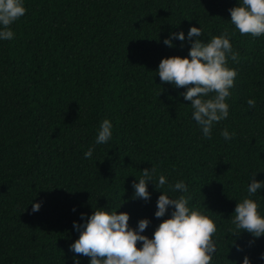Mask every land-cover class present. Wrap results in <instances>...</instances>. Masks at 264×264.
Masks as SVG:
<instances>
[{"label": "trees", "instance_id": "1", "mask_svg": "<svg viewBox=\"0 0 264 264\" xmlns=\"http://www.w3.org/2000/svg\"><path fill=\"white\" fill-rule=\"evenodd\" d=\"M238 2L23 0L26 13L10 26L14 38L0 40V264H89L70 245L79 237L73 222L96 207L127 212L133 229L147 218L142 234L151 238L172 211L154 215L160 175L162 191L183 180L189 207L216 223L213 264H241L245 255L264 264V235L229 231L254 174L264 181V35L231 36L239 62L228 66L238 75L229 115L210 139L192 119L186 89L162 84L157 71L162 58L188 55L191 26L202 28L205 42L234 31L229 9ZM181 31L183 43H163ZM104 119L112 137L97 145ZM225 128L235 133L229 140ZM151 167L150 200L133 198V182ZM251 198L264 216V187Z\"/></svg>", "mask_w": 264, "mask_h": 264}, {"label": "clouds", "instance_id": "2", "mask_svg": "<svg viewBox=\"0 0 264 264\" xmlns=\"http://www.w3.org/2000/svg\"><path fill=\"white\" fill-rule=\"evenodd\" d=\"M230 22L234 31L229 29L205 42L201 27L191 26L187 33L190 49L187 56L173 55L162 58L158 64V75L161 83H169L177 88H184L181 93L192 108V119L200 126L204 138H211L213 125L229 115L230 89L234 86L237 70L228 66V61L239 62V53L233 51L231 36L238 31L240 35L260 37L264 35V0H239L236 6L229 9ZM26 8L23 0H0V40H11L14 32L11 25L24 16ZM196 39H193V38ZM185 41L184 33L170 34L163 43L172 47V39ZM249 108H254L256 101H246ZM112 123L104 119L98 129L95 144H105L112 137ZM221 135L225 140L231 139L235 133L225 128ZM94 147L85 152V158H91ZM155 167L142 169L138 182H133V198L150 200L148 183L154 180ZM253 176L248 184L247 193L235 205L232 224L229 231L236 237L247 232L253 238L264 235V216L260 214L259 203L252 199L264 187V181ZM154 184V183H153ZM167 184L166 177L160 175L155 188L161 194L156 201V218L165 217L171 208V214L160 221L152 237L142 234L150 224L147 218L139 219L137 227L129 226L130 216L127 212L105 210L102 207L93 209L91 215L84 218L83 223L73 222L79 237L70 245V251L76 256L89 258V264H213V256L217 252L216 223L203 211L189 207L191 195L183 180ZM168 191L182 193L172 197ZM40 203L32 204V212L40 209ZM138 243L140 246H138ZM240 250L239 247L237 249ZM264 259V254L261 256ZM74 264H79L75 260ZM241 264H250L245 255Z\"/></svg>", "mask_w": 264, "mask_h": 264}]
</instances>
